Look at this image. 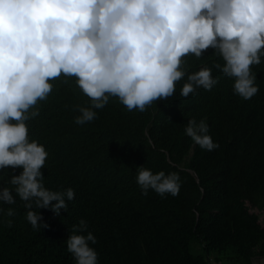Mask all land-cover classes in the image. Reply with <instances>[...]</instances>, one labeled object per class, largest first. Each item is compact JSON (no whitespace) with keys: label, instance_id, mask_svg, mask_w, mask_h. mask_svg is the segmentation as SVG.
Masks as SVG:
<instances>
[{"label":"trees","instance_id":"1","mask_svg":"<svg viewBox=\"0 0 264 264\" xmlns=\"http://www.w3.org/2000/svg\"><path fill=\"white\" fill-rule=\"evenodd\" d=\"M216 62L223 63L209 48L200 59L189 54L184 65L189 73L212 68L218 83L211 91L180 96L185 77L174 96L144 112L110 98L84 125L75 123L73 108L90 106L89 98L75 78H58L38 103L39 116L26 123L30 139L48 152L45 187L72 188L75 199L65 198L60 215L34 207L48 224L39 231L18 197L14 205L0 204V264H75L66 241L81 219L97 239L90 246L98 264H264V57L252 66L259 91L250 100L233 93L234 81L213 67ZM192 118L206 119L219 148L194 144L184 131ZM139 167L177 173L179 194L161 197L150 189L142 195ZM22 171L0 170V183L11 187L8 178Z\"/></svg>","mask_w":264,"mask_h":264},{"label":"clouds","instance_id":"2","mask_svg":"<svg viewBox=\"0 0 264 264\" xmlns=\"http://www.w3.org/2000/svg\"><path fill=\"white\" fill-rule=\"evenodd\" d=\"M209 48L223 61L213 67L234 81L233 93L243 100L255 96L252 66L264 57V0H0V170L23 169L8 178L11 187L0 183V204L14 205L18 197L28 209L27 222L39 231L48 224L34 207L60 215L68 207L65 198L75 199L72 188L45 187L41 169L48 152L30 139L26 123L39 116L38 103L48 99L58 78H75L89 98L90 106L73 108L79 113L75 123L84 125L110 98L130 112H144L174 96L185 77L180 96L211 91L218 83L212 68L189 73L184 66L189 54L200 59ZM184 131L204 150L220 147L206 119L188 120ZM136 183L145 196L150 189L161 197L180 190L177 173L154 174L146 167L137 169ZM12 224L9 219L7 226ZM90 242L97 239L81 219L66 241L75 264H98Z\"/></svg>","mask_w":264,"mask_h":264},{"label":"rangeland","instance_id":"3","mask_svg":"<svg viewBox=\"0 0 264 264\" xmlns=\"http://www.w3.org/2000/svg\"><path fill=\"white\" fill-rule=\"evenodd\" d=\"M261 220L263 221V224H264V216H261Z\"/></svg>","mask_w":264,"mask_h":264}]
</instances>
